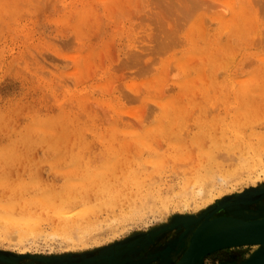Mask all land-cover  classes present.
<instances>
[{
  "label": "rangeland",
  "instance_id": "374dc122",
  "mask_svg": "<svg viewBox=\"0 0 264 264\" xmlns=\"http://www.w3.org/2000/svg\"><path fill=\"white\" fill-rule=\"evenodd\" d=\"M0 206V264H175L264 212V0H0Z\"/></svg>",
  "mask_w": 264,
  "mask_h": 264
},
{
  "label": "bare ground",
  "instance_id": "6f19581e",
  "mask_svg": "<svg viewBox=\"0 0 264 264\" xmlns=\"http://www.w3.org/2000/svg\"><path fill=\"white\" fill-rule=\"evenodd\" d=\"M114 188L116 189V187H114ZM109 190L110 189H107L106 191L109 192ZM110 192H112V191L110 190ZM110 192H109L108 195L111 194ZM208 192H210V191H208ZM198 193L205 194V197L204 198H206L209 195L208 194L206 196L205 191L204 190H201V189L198 190ZM106 195H107V193H106ZM118 195H119V193H118ZM113 196H111L110 198H112ZM102 197H103V195L101 196V198ZM105 197L107 198V196L104 195V198ZM118 198L120 199L119 196H118ZM102 200L105 201V199H101L100 201H102ZM109 204H111V203H109ZM128 204L130 205V203H128ZM114 206H115V204H114ZM219 206H221V205H219ZM243 207L245 209H247V210L248 209L250 210L251 208H257V206L250 205L248 203L246 204V206L244 205ZM2 209H4V208H2ZM216 209H217V207H216ZM110 210H112V209H110ZM218 211H220V209ZM259 212H261V211H259ZM259 212L258 213H255L254 215H252L250 217H246V216H241V217L231 216V215L226 214L223 210L220 211L219 213L217 211H215L213 213H210V215L208 214L205 223L204 224L202 223V225H201L202 227L197 232V234H201L200 241H205V240H207L209 238L214 239L213 244L207 245V247H205V252L206 251H210V250H212V251L213 250H215V251L216 250H222V249H225V248H232V247L251 246V247L254 248L253 253H254V255H255L254 257L256 259L264 258V212H262L261 214ZM90 213H91V211H90ZM0 216L2 217V218H0V220H3V221H5V219L7 220L8 218H10L9 215L7 216L6 214H4L5 217L7 216V218H5L2 213L0 214ZM81 216H83V215L81 214ZM12 217H11V219H12ZM11 219L8 220L9 223H7V224L10 225L11 223H13V222H11ZM33 220H34L33 223H35V224H33L30 220H28L27 223H25V222L24 223L23 222L22 223L19 222V224H17L18 221H15L14 219H12V221H15L16 222V224H14V225H16L18 227V228L16 227L17 229H19L22 232L23 229H20V228L25 227L26 229L25 228L24 229L26 230V232L29 230L30 233L29 232L28 233L31 234V235L33 233L32 229L35 228L34 227L35 225L37 226L36 223L38 222V220H36V219H33ZM70 220H71V217H70ZM72 220L71 221L74 223V219H72ZM29 221H30V223H29ZM31 223L34 226H32ZM78 223L79 222H77L76 224H78ZM20 225H23V227H20ZM73 225H69V226L72 228ZM67 226L63 229V231H65V233L68 232L69 234H71V232H69V230H67V229H70V227L68 226L69 227L68 228ZM174 226H175V224L170 223L167 226V229L173 228ZM77 227H78V225H77ZM79 227H78V229H79ZM74 228L76 229V227H74ZM86 229L83 230V231H86ZM242 229H246V230L241 231ZM70 230L73 231L74 229L73 230L70 229ZM20 231L18 233L19 235H20ZM34 231H35V229H34ZM22 233H21V235H22ZM68 233H67V236H68ZM241 234H245V235L242 236ZM24 235H26V233L25 234L23 233V236ZM72 235H73V233H72ZM72 235L70 237H72ZM75 235H77V234H75ZM195 235H196V233H195ZM23 236H21V237H23ZM26 236H28V234ZM186 251H187V249L185 250V254H186ZM183 263H184V261H181V262H178L177 261L175 264H183Z\"/></svg>",
  "mask_w": 264,
  "mask_h": 264
},
{
  "label": "water",
  "instance_id": "95a60500",
  "mask_svg": "<svg viewBox=\"0 0 264 264\" xmlns=\"http://www.w3.org/2000/svg\"><path fill=\"white\" fill-rule=\"evenodd\" d=\"M215 211H216V209L214 211H212L211 213H213ZM200 224L197 227V229L192 233L191 239H190L189 244H188L189 246L187 245L185 248V250L187 249L186 254H185V250H184V252L181 255V258L179 259L178 262L184 261L183 264H201L202 258L204 256L208 255L209 253L215 252V250H213V251L210 250V251L205 252V247H207V245L213 244L214 239L209 238L205 241H200L201 234H197V232L202 227V226H200ZM244 230H246V229H242L241 231H244ZM195 233H196V235H195ZM241 235L243 236L245 234H241ZM254 256H255L254 253H252L247 260L241 262L240 264H264V258L256 259Z\"/></svg>",
  "mask_w": 264,
  "mask_h": 264
},
{
  "label": "flooded vegetation",
  "instance_id": "af4514ba",
  "mask_svg": "<svg viewBox=\"0 0 264 264\" xmlns=\"http://www.w3.org/2000/svg\"><path fill=\"white\" fill-rule=\"evenodd\" d=\"M131 261H134V262H140L139 260H141V257L139 258H137V257H135V258H133V259H130ZM101 262H97V264H100Z\"/></svg>",
  "mask_w": 264,
  "mask_h": 264
}]
</instances>
